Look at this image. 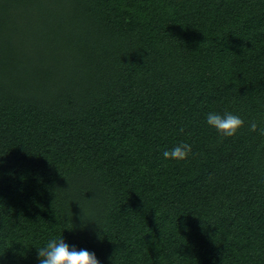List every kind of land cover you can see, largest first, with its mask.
I'll return each instance as SVG.
<instances>
[{"label":"trees","instance_id":"1","mask_svg":"<svg viewBox=\"0 0 264 264\" xmlns=\"http://www.w3.org/2000/svg\"><path fill=\"white\" fill-rule=\"evenodd\" d=\"M251 121L264 0H0V264L62 236L100 264H264Z\"/></svg>","mask_w":264,"mask_h":264},{"label":"clouds","instance_id":"2","mask_svg":"<svg viewBox=\"0 0 264 264\" xmlns=\"http://www.w3.org/2000/svg\"><path fill=\"white\" fill-rule=\"evenodd\" d=\"M206 122L215 128L221 137L235 136L245 124L239 115L230 111L223 113L211 111L206 116ZM249 131H259L260 135H264V128H259L255 121L249 123ZM191 153L192 145L187 142H180L171 149L164 150L162 154L166 160H186ZM37 249L39 264H100L94 252L83 249L77 250L75 246L67 244L63 236L52 238L45 246Z\"/></svg>","mask_w":264,"mask_h":264}]
</instances>
